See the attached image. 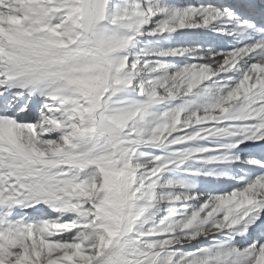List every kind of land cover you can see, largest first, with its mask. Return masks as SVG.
<instances>
[{
  "label": "snow or ice",
  "instance_id": "obj_1",
  "mask_svg": "<svg viewBox=\"0 0 264 264\" xmlns=\"http://www.w3.org/2000/svg\"><path fill=\"white\" fill-rule=\"evenodd\" d=\"M0 264H264V0H0Z\"/></svg>",
  "mask_w": 264,
  "mask_h": 264
}]
</instances>
